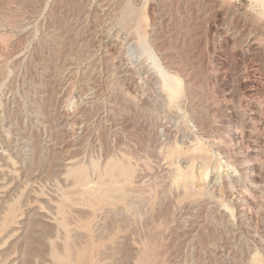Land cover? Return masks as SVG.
Returning <instances> with one entry per match:
<instances>
[{"label":"rangeland","instance_id":"374dc122","mask_svg":"<svg viewBox=\"0 0 264 264\" xmlns=\"http://www.w3.org/2000/svg\"><path fill=\"white\" fill-rule=\"evenodd\" d=\"M262 7L0 0V215L16 207L0 240L26 230L31 264L56 246L78 263L264 264ZM141 35L184 78L171 103Z\"/></svg>","mask_w":264,"mask_h":264},{"label":"bare ground","instance_id":"6f19581e","mask_svg":"<svg viewBox=\"0 0 264 264\" xmlns=\"http://www.w3.org/2000/svg\"><path fill=\"white\" fill-rule=\"evenodd\" d=\"M258 1L260 2L261 6L264 7V0H258ZM139 45H140V48L142 49V52L147 54L148 57L151 59V62L154 64L153 66L157 67L156 71L158 72V75L161 78L162 87H163V89L165 91V95H166L167 101L169 103L175 101V99L178 96H180V93L182 92L184 78L182 80V78L178 74H171V73L168 72L167 69L164 68V66L160 62L159 57L154 52L153 48L150 46V44L148 43V41L145 39V37L143 35L140 36ZM188 85H190V84H188ZM196 148L197 147H195L194 149H196ZM8 157H9L8 159L13 158L10 154H8ZM207 176H208V172H203L201 174L202 178H207ZM103 188H104L103 190L105 192H109L112 189L111 185H108V184L104 185ZM95 191H96V189L90 191V194H93ZM29 197L30 196L27 197L26 201H29ZM228 207H229V205H228ZM15 208L16 207L12 206V203L10 202L9 199L5 200L3 202V204H1V212H3L4 215L3 216L0 215V234L2 233V231H4L5 227L9 223V221H11L13 219L12 212L15 210ZM28 211H29V209H28ZM32 215H34L33 212L32 213L31 212L28 213L27 222H28V224L32 223L34 225L35 224V222H34L35 220L33 218H31ZM41 225L44 228V231L47 232V234H48V225L46 223H44V222H41ZM16 230H17V228H13L11 231H7L6 235H4L2 237V241L0 240V244L1 245H5L7 243L6 246H3L1 248V252H0L1 261H0V264H4L6 261L9 264H31V257L30 256H32L34 254V251H35V248L32 247V243L34 242V240L33 239H31V241L29 240V236L26 235V233H25L26 230L24 232L18 233V235H16L15 238H12V239L8 240L7 242L5 240V239L9 238L11 236V234H14ZM27 230L28 231H34V230H29V229H27ZM10 232H11V234H10ZM70 250H71V247L68 249V254L65 257L64 250L58 248V246L54 247L53 248V256L55 258L53 259V262L52 263H47L45 261V264H70L72 262L78 263V262L75 261V252L74 253L70 252ZM88 254H90L89 249L87 250V254L86 255L88 257H86V260H84L82 263L79 262L78 264H91L89 262V258L90 257H89ZM68 257H69V259H68V262H67L65 260Z\"/></svg>","mask_w":264,"mask_h":264}]
</instances>
